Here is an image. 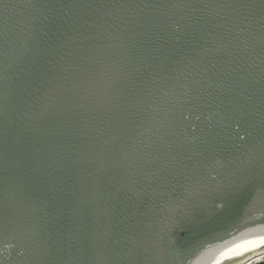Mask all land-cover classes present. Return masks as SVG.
Instances as JSON below:
<instances>
[{
	"label": "water",
	"instance_id": "water-1",
	"mask_svg": "<svg viewBox=\"0 0 264 264\" xmlns=\"http://www.w3.org/2000/svg\"><path fill=\"white\" fill-rule=\"evenodd\" d=\"M263 237L264 0H0V264Z\"/></svg>",
	"mask_w": 264,
	"mask_h": 264
},
{
	"label": "bare ground",
	"instance_id": "bare-ground-1",
	"mask_svg": "<svg viewBox=\"0 0 264 264\" xmlns=\"http://www.w3.org/2000/svg\"><path fill=\"white\" fill-rule=\"evenodd\" d=\"M264 260V237L233 254L226 264H258Z\"/></svg>",
	"mask_w": 264,
	"mask_h": 264
},
{
	"label": "trees",
	"instance_id": "trees-1",
	"mask_svg": "<svg viewBox=\"0 0 264 264\" xmlns=\"http://www.w3.org/2000/svg\"><path fill=\"white\" fill-rule=\"evenodd\" d=\"M259 264H264V260L261 263H259Z\"/></svg>",
	"mask_w": 264,
	"mask_h": 264
},
{
	"label": "clouds",
	"instance_id": "clouds-1",
	"mask_svg": "<svg viewBox=\"0 0 264 264\" xmlns=\"http://www.w3.org/2000/svg\"><path fill=\"white\" fill-rule=\"evenodd\" d=\"M259 263H261V262H259ZM259 263H258V264H259Z\"/></svg>",
	"mask_w": 264,
	"mask_h": 264
}]
</instances>
